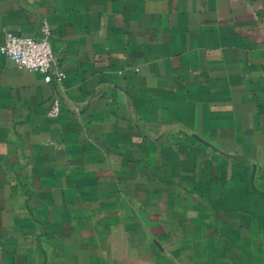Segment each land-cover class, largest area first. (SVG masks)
Returning a JSON list of instances; mask_svg holds the SVG:
<instances>
[{"label": "crops", "instance_id": "crops-1", "mask_svg": "<svg viewBox=\"0 0 264 264\" xmlns=\"http://www.w3.org/2000/svg\"><path fill=\"white\" fill-rule=\"evenodd\" d=\"M43 23L60 80L0 53V264H264V0H0V45Z\"/></svg>", "mask_w": 264, "mask_h": 264}, {"label": "built area", "instance_id": "built-area-1", "mask_svg": "<svg viewBox=\"0 0 264 264\" xmlns=\"http://www.w3.org/2000/svg\"><path fill=\"white\" fill-rule=\"evenodd\" d=\"M0 53L14 61L17 67L43 75L45 82L60 80L63 76L55 63L50 30L46 23L41 25L38 35L21 36L6 31L4 41L0 45ZM59 106V100L53 98L46 114L51 117L56 116Z\"/></svg>", "mask_w": 264, "mask_h": 264}]
</instances>
